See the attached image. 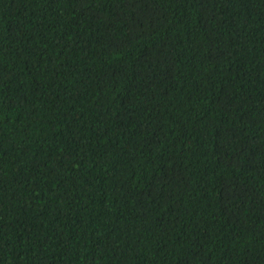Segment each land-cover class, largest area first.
Wrapping results in <instances>:
<instances>
[{"label": "trees", "instance_id": "16d2710c", "mask_svg": "<svg viewBox=\"0 0 264 264\" xmlns=\"http://www.w3.org/2000/svg\"><path fill=\"white\" fill-rule=\"evenodd\" d=\"M0 264H264V0H0Z\"/></svg>", "mask_w": 264, "mask_h": 264}]
</instances>
